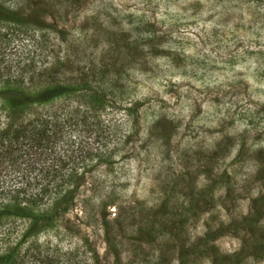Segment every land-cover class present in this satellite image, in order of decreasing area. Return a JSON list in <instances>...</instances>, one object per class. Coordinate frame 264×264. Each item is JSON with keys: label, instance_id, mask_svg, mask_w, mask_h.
<instances>
[{"label": "rangeland", "instance_id": "374dc122", "mask_svg": "<svg viewBox=\"0 0 264 264\" xmlns=\"http://www.w3.org/2000/svg\"><path fill=\"white\" fill-rule=\"evenodd\" d=\"M0 22L12 72L39 50L121 72L111 108L78 109L81 170L24 264H264V0H0ZM30 222L0 226V258Z\"/></svg>", "mask_w": 264, "mask_h": 264}, {"label": "trees", "instance_id": "16d2710c", "mask_svg": "<svg viewBox=\"0 0 264 264\" xmlns=\"http://www.w3.org/2000/svg\"><path fill=\"white\" fill-rule=\"evenodd\" d=\"M3 29L5 31L0 34V226H4L5 222L11 224L14 220L28 219L31 222L29 229L21 237L19 235L13 248L5 250H8L7 255L0 258V263L24 264L25 259L22 261L19 258L22 240L31 232L44 233L53 230V227L58 228L53 222L56 206L68 199L73 179L81 170V167L69 164L70 160L73 161L72 147L76 134L74 139L72 137L79 121L77 115L80 108L85 111L91 109L90 117L94 119L100 116L101 111L111 108L108 94L111 89L115 93L119 89L116 85L108 86V82L113 79L114 83L118 82L121 72L110 78L106 75V68H97L98 63L94 64L100 58L99 55L86 56L85 52L79 55L73 51L60 50L46 56L44 51L39 50L41 59L36 58L35 54L23 56L20 63L24 61V64L12 72L4 43L7 27L3 25ZM57 32L52 34L54 39ZM40 37L43 43L47 40L43 33ZM19 52L15 48L14 57L21 58L22 50L19 49ZM90 121L92 127H88L86 139L95 131V122ZM104 123L103 120V130L106 131ZM91 143L94 145V140ZM83 144L81 138L78 151L84 150ZM92 148L99 155L103 153L95 144V147L85 148L87 150L81 152L78 160L83 158L84 161L88 155L91 164L93 158H98L92 153ZM30 157V164H24V167L20 165V159L24 161ZM43 176H49L52 180L51 189L43 182ZM30 178L34 180L33 184L39 185L35 193L29 191ZM7 181L12 182L9 186L13 185V195L8 200L4 198V184ZM22 181H25L26 188L16 190L15 186ZM42 200L47 203L44 208L41 206L43 203H40ZM33 225L36 228L31 231ZM44 259L46 257L42 255L37 260L45 263Z\"/></svg>", "mask_w": 264, "mask_h": 264}]
</instances>
